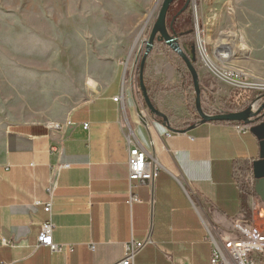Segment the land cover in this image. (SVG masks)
<instances>
[{
	"label": "crops",
	"instance_id": "obj_1",
	"mask_svg": "<svg viewBox=\"0 0 264 264\" xmlns=\"http://www.w3.org/2000/svg\"><path fill=\"white\" fill-rule=\"evenodd\" d=\"M163 55H149L145 78L176 85L179 72ZM222 75L228 90L219 81L212 84L217 99L224 94L225 101L238 86ZM137 85L133 69L127 77L118 67L107 85L62 120L3 121L0 264H114L132 239L148 241L135 264H211V233L233 232L238 222L264 231V197L250 179L256 165L264 166L263 123L242 132L237 122L192 123L180 87L149 92L168 116L166 123L147 110ZM193 124L185 133L171 130ZM134 146L146 150L159 171L155 180L135 181L131 188ZM130 191L140 201L129 204ZM47 221L61 250L38 246ZM256 257L264 264V252Z\"/></svg>",
	"mask_w": 264,
	"mask_h": 264
},
{
	"label": "rangeland",
	"instance_id": "obj_2",
	"mask_svg": "<svg viewBox=\"0 0 264 264\" xmlns=\"http://www.w3.org/2000/svg\"><path fill=\"white\" fill-rule=\"evenodd\" d=\"M162 3L0 0V125L9 116L62 120L107 85L118 67L127 77L133 69L140 91L138 69L144 42ZM190 5L193 25L187 29L193 33L180 37V42L189 47L188 53L195 48L196 67L201 79H206L202 103L208 99L225 106L224 94L217 99L212 82L219 81L224 90L231 87L223 85L218 71L205 62V52L208 62L217 63L222 73L239 76L237 85L264 92V0H191ZM163 45L157 43L154 50L163 52L164 60L176 69H187L177 54L169 59ZM222 54L229 57L222 61ZM244 73L258 79L246 78ZM180 88L187 105V93ZM192 97L196 106L195 91Z\"/></svg>",
	"mask_w": 264,
	"mask_h": 264
},
{
	"label": "built area",
	"instance_id": "obj_3",
	"mask_svg": "<svg viewBox=\"0 0 264 264\" xmlns=\"http://www.w3.org/2000/svg\"><path fill=\"white\" fill-rule=\"evenodd\" d=\"M224 74V73H223ZM225 80L238 86V88L250 89L249 86L237 85L241 83V79L237 74L231 72L224 74ZM246 78L251 79L248 75H244ZM258 79V78H257ZM249 84V82H247ZM253 88V87H252ZM263 92V91H262ZM125 94V93H124ZM124 94L115 97L116 101L124 98ZM204 110L210 115L226 112L224 104H213L208 99L204 102ZM58 124L52 125V128L58 127ZM88 124L84 125V128H88ZM236 128L238 131H248L249 125L241 122H237ZM159 166L150 158L147 151L139 146L131 147L129 151V179L131 188L134 186V182L143 183L155 180L158 175ZM255 183V177L252 178ZM134 201H140V199L132 194L130 191L129 204ZM40 202H36L39 204ZM50 206L46 207V210L50 211ZM53 223L47 221L43 223L41 233L38 237V246L46 245L52 250H61V246L53 242ZM209 241L213 247V253L211 257V264H258L257 253L264 252V231L254 224L236 223L233 232H217L215 235L211 233L209 235ZM5 245H9L10 242L3 239ZM148 243L146 240L132 239L126 244L124 256L114 264H135V257L138 252ZM94 248V246H92Z\"/></svg>",
	"mask_w": 264,
	"mask_h": 264
},
{
	"label": "water",
	"instance_id": "obj_4",
	"mask_svg": "<svg viewBox=\"0 0 264 264\" xmlns=\"http://www.w3.org/2000/svg\"><path fill=\"white\" fill-rule=\"evenodd\" d=\"M175 0H163L162 7L160 9L158 18L154 27L151 30L149 38L144 42L145 49L142 53V58L139 64V88L143 94L146 108L155 116L162 117L163 120L168 123V116L161 111L153 102L146 84H145V67L149 55L153 52L157 43H165L175 53H177L185 62L188 71L192 76L195 91V103L196 109L200 116L198 123L207 122H241L245 124H254L261 122L264 127V92L257 95L255 99L249 103L244 109L237 111H226L215 115H210L205 112L202 103V86L201 76L196 67V52L195 48L192 47L191 52L188 53L180 42V37L177 34H171L167 27V15L172 3ZM137 110L141 116V121L147 126V118L143 114L141 108L138 106ZM197 124V123H196ZM196 124L189 126L186 129L177 130L171 128L172 131L185 133L195 127ZM254 177L256 179V190L257 193L264 197V166L256 165L254 167Z\"/></svg>",
	"mask_w": 264,
	"mask_h": 264
},
{
	"label": "trees",
	"instance_id": "obj_5",
	"mask_svg": "<svg viewBox=\"0 0 264 264\" xmlns=\"http://www.w3.org/2000/svg\"><path fill=\"white\" fill-rule=\"evenodd\" d=\"M191 0H175L171 4L170 9L167 15V27L171 34H177L179 37H186L193 33V29H187L193 25V15L191 11ZM162 44V43H161ZM164 53L172 57V53H175L168 45L164 43ZM184 49L188 52L189 47L184 45ZM177 54V53H175ZM178 55V54H177ZM179 56V55H178ZM183 65L186 66L183 61ZM187 67V66H186ZM177 70L180 74V83L178 85H163L160 83H152L145 78V84L148 92H160V91H169L174 88L183 87L187 93V108L189 111V118L192 123H197L200 121V116L197 112L196 106L194 105L192 93H194V83L190 72L181 67L177 66ZM205 77L201 79V86L205 83ZM263 93L262 91H255L251 89L244 88H235L232 90L231 97L229 100H225L226 111H237L244 109L249 103H251L255 97ZM257 193V190L254 189Z\"/></svg>",
	"mask_w": 264,
	"mask_h": 264
},
{
	"label": "bare ground",
	"instance_id": "obj_6",
	"mask_svg": "<svg viewBox=\"0 0 264 264\" xmlns=\"http://www.w3.org/2000/svg\"><path fill=\"white\" fill-rule=\"evenodd\" d=\"M205 55H206V58H207V61H205L207 64H210V65H212L213 67H214V69L215 70H217L218 71V73H219V75L221 76V77H223V75H222V72H221V67H219V65H213L211 62H208V59H209V61H211V59H210V56L209 55H207V53L205 52ZM226 57H228V56H226ZM204 59V58H203ZM245 75H248L252 80H256L258 77L257 76H255V75H252V74H250V73H244ZM241 75V74H240ZM243 75V74H242ZM224 78H225V75H224ZM249 84L250 85H257V84H255L254 82H249Z\"/></svg>",
	"mask_w": 264,
	"mask_h": 264
}]
</instances>
